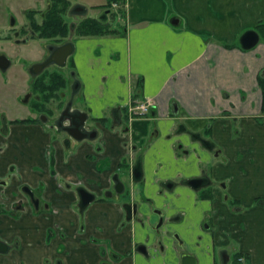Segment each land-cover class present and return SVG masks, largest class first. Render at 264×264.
<instances>
[{
  "label": "crops",
  "instance_id": "1",
  "mask_svg": "<svg viewBox=\"0 0 264 264\" xmlns=\"http://www.w3.org/2000/svg\"><path fill=\"white\" fill-rule=\"evenodd\" d=\"M115 2L120 17L116 26L108 25L113 31L75 38L72 55L80 81L74 105L99 126L98 137L74 138L66 150L39 128L24 126L10 136L8 148L18 156L24 182L31 187L39 184L54 209L37 218L24 213L17 225L23 243L36 238L37 245L24 247L22 258L26 264H42L47 253L62 257L65 264H100L107 258L102 248L107 247L123 256L112 264H171L174 254L168 258L167 252L154 254L153 248L158 249L160 241L166 248L172 246V234L177 232L191 242L205 243V256L198 257V264H213L216 247L223 245L245 254L246 264H264V108L258 81L264 76V29L259 28L264 24V0ZM248 29L256 30L260 40L244 49L239 38ZM143 97L154 102L151 118L133 119L123 135L111 112L125 114L129 102ZM179 125L201 131L222 149L220 154L212 158L199 142L179 132ZM234 132L245 143L240 152H228V144H223ZM48 143L54 149L51 165L45 151ZM128 150L131 157L142 153L136 200L150 198L152 207L165 210L168 218L179 212L180 222H165L155 230L157 216L152 213L143 222L129 221L121 227L120 199L96 201L83 216L77 211L76 186L86 185L101 195ZM200 156L211 164L214 200L180 184L164 188L162 182L198 174L204 167ZM8 157L12 162V155ZM62 178L70 187L60 186ZM220 182L226 183L223 191ZM11 191L7 188L9 198ZM223 193H228L227 202ZM208 212L212 230L203 227ZM81 222L85 234L79 235ZM14 226L0 220L6 235ZM48 228H58L59 233L46 239ZM91 236L104 247L81 242ZM138 243L147 244L154 256L124 255Z\"/></svg>",
  "mask_w": 264,
  "mask_h": 264
},
{
  "label": "flooded vegetation",
  "instance_id": "2",
  "mask_svg": "<svg viewBox=\"0 0 264 264\" xmlns=\"http://www.w3.org/2000/svg\"><path fill=\"white\" fill-rule=\"evenodd\" d=\"M69 1L44 0L41 6H35L25 0H0V220L4 223L11 221L15 224L14 227L9 228L11 231L8 230L10 236L6 235L4 227L0 229V264H26V260L22 258L24 247L31 248L37 245L33 242L36 238L29 240L27 244L23 243L24 239L17 225L24 213L28 212L33 218H37L41 214L51 213L54 210L44 199V190L39 184L31 187L24 182L19 172L18 156L16 152L8 148L10 136H16L17 131H22L24 126L36 130L39 128L50 138H57L67 150L74 140L71 133L74 132V128L83 116L86 119L82 132L88 138H97L100 134L99 126L90 123L91 118L85 111L74 105L73 87L80 82L76 76L75 63L72 59L74 51L66 58H63L62 54L64 46L70 42L74 43L75 38L102 34L101 30H104L105 24L113 19L112 15L110 17L113 9L107 5L108 3L107 6L105 5L106 8H100L101 4H93L91 8L93 13L90 14V8L82 3ZM52 17L55 19H51ZM85 30H90V32L83 33ZM132 105L133 100L126 105L125 114L120 115L116 110L111 112L115 118L117 117V120H113L119 121L123 135L130 130L129 124L133 119L151 118L150 113L154 102H151L149 111L142 115L133 113L130 108ZM178 129L179 132H186L189 137L199 142L202 148L212 153V158H215V154H220V149L215 142L203 135L201 131L188 130L184 125H179ZM154 131H156L155 128ZM53 150V145L48 143L45 151L50 155L48 160L50 165L55 160L54 156L51 157ZM10 154L13 161L7 162ZM129 154L131 153L128 150L126 157L123 158V166L118 167L117 171L111 174L110 186L104 189L101 195L90 190L86 185L76 186L77 211L83 216L89 206L96 201L120 199L124 210L121 227L129 221L143 222L152 213L157 216L155 230L163 227L165 222L171 224L180 222L182 215L179 212L168 218L165 216V210L156 205L152 207L150 198L144 197L139 201L136 200L134 196L137 193L136 186L142 179V153L140 151L134 157ZM200 160L203 163L202 156ZM205 164L208 166L200 167L198 174L193 173L189 177L180 178L179 181L162 182L164 188L172 190L180 184L200 192L202 198L203 195L209 194L211 200H214L215 197L212 194L214 180L210 175L211 164ZM56 175L54 174L55 177ZM59 184L63 187H70L64 178L59 180ZM220 185L225 189V183L220 182ZM9 187L12 190V198H9L6 193ZM80 189H84L93 196L85 205L81 200ZM223 200L228 201V193H223ZM209 213L211 212H208L203 221L204 230L213 229ZM53 229H47L46 239H50L56 231L59 233L58 228ZM12 231L15 233H11ZM165 231L170 232L168 228ZM78 232L79 235L85 234L83 222L80 223ZM172 238L175 244L167 245L166 248V245L160 241V247L152 250L154 254L158 251L166 253L167 250H172L175 259L171 264H183L185 261L198 264V257L184 247L185 242H189L190 239L180 237L177 232H173ZM81 242L103 246L95 236H91L86 241L82 239ZM61 251L65 253L64 249ZM152 251L147 244L138 243L124 255L131 257L138 253L145 258H151L154 256ZM102 256H107V258L102 259L100 264H112L123 257L107 247L102 248ZM225 256L227 257L226 262L223 261ZM246 262L245 254L238 251L232 254L228 245L218 246L215 249L213 264H246ZM42 264H65V262L62 257L54 258L46 253L43 255Z\"/></svg>",
  "mask_w": 264,
  "mask_h": 264
},
{
  "label": "rangeland",
  "instance_id": "3",
  "mask_svg": "<svg viewBox=\"0 0 264 264\" xmlns=\"http://www.w3.org/2000/svg\"><path fill=\"white\" fill-rule=\"evenodd\" d=\"M43 1L44 0H25V2H28L30 4H34L35 6L36 5H39L41 6L43 4ZM73 1H77L79 3H82L83 5H85L86 7L90 8L89 11H90V14L93 13V10L91 9L92 8V5L93 4H101V6H99L100 8H106V3L109 1V0H73ZM71 2V0L69 1ZM104 4V5H103ZM106 5V6H105ZM111 15L113 16V19H111L110 23L106 24V26H104V30H108V25H113V26H116L117 22L119 21L118 18L120 17L118 12H117V9L115 8V13H114V9L112 10V12H110V17ZM66 19H68V17H66ZM227 140V138H225ZM224 145H227L228 144V152L229 150H232V149H238V152H240V149L243 148L245 146V143L244 141L240 138V136L238 135V133L234 132V137H230L228 136V141H225L223 142ZM221 149V148H220ZM222 150V149H221ZM225 155V154H223ZM242 155V153L240 154V156ZM226 156V155H225ZM204 166H208L206 165L204 162H203ZM231 166V165H230ZM219 186V188L223 191L224 189L221 187V185L217 184ZM226 185V183H225ZM227 186H228V183H227ZM226 189V188H225ZM228 190V189H227ZM228 192V191H227ZM180 248L182 246H179ZM184 247L187 248L189 251H191L192 253L195 254L196 257H204V250H205V243L203 242H185L184 244ZM217 248V247H216ZM207 250V249H206ZM235 250H231V253L233 254ZM209 252V251H208ZM167 256L168 258H171L172 257V253L170 250H167ZM204 255V256H203ZM216 257L218 258V255H217V252H216Z\"/></svg>",
  "mask_w": 264,
  "mask_h": 264
},
{
  "label": "water",
  "instance_id": "4",
  "mask_svg": "<svg viewBox=\"0 0 264 264\" xmlns=\"http://www.w3.org/2000/svg\"><path fill=\"white\" fill-rule=\"evenodd\" d=\"M172 23H177V22L173 20ZM259 39H260V36H259V34H258V32L256 30H254V29H248V30L244 31L241 34V36L239 38V43H240V46L242 48H244V49H250V48L254 47L258 43ZM73 51H74V43L73 42L67 43L64 46V48H63L62 57L63 58H66ZM78 89H79V84H76L73 87L74 93ZM85 119H86L85 116L81 117L80 118V121H79V124H77L76 127L74 128V132L71 133L74 136V138L77 139V140H82L85 137H87L86 134H84L82 132V127H83V124H84ZM192 183L194 185H196L195 182H192ZM79 193H80L81 200H82V202H83L84 205L87 204L92 199V197H93L90 193H88L84 189H80L79 190ZM223 261L224 262L227 261V257L226 256L223 259ZM185 262H183V264H194L193 261H191V262L185 261Z\"/></svg>",
  "mask_w": 264,
  "mask_h": 264
},
{
  "label": "built area",
  "instance_id": "5",
  "mask_svg": "<svg viewBox=\"0 0 264 264\" xmlns=\"http://www.w3.org/2000/svg\"><path fill=\"white\" fill-rule=\"evenodd\" d=\"M150 105L151 101L148 98H145L143 100L134 101L130 108L136 115H142L149 111Z\"/></svg>",
  "mask_w": 264,
  "mask_h": 264
},
{
  "label": "trees",
  "instance_id": "6",
  "mask_svg": "<svg viewBox=\"0 0 264 264\" xmlns=\"http://www.w3.org/2000/svg\"><path fill=\"white\" fill-rule=\"evenodd\" d=\"M51 19H55V18L52 17ZM259 28L264 29V24H260L259 25ZM112 31L113 30H101V33H104V32H112ZM88 32H90V30L83 31V33H88ZM258 81H259V85H260L261 90H262V107L264 108V76H262V75L259 76Z\"/></svg>",
  "mask_w": 264,
  "mask_h": 264
}]
</instances>
